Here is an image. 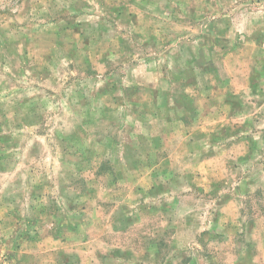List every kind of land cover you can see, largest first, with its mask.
Here are the masks:
<instances>
[{"label":"rangeland","instance_id":"374dc122","mask_svg":"<svg viewBox=\"0 0 264 264\" xmlns=\"http://www.w3.org/2000/svg\"><path fill=\"white\" fill-rule=\"evenodd\" d=\"M0 264H264V0H0Z\"/></svg>","mask_w":264,"mask_h":264}]
</instances>
